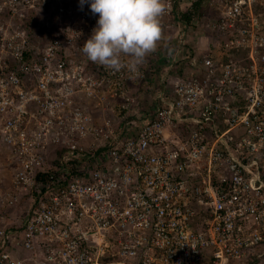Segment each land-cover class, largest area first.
<instances>
[{"label": "built area", "instance_id": "2783aa9c", "mask_svg": "<svg viewBox=\"0 0 264 264\" xmlns=\"http://www.w3.org/2000/svg\"><path fill=\"white\" fill-rule=\"evenodd\" d=\"M194 1L116 71L87 4L0 0V264H264V0Z\"/></svg>", "mask_w": 264, "mask_h": 264}, {"label": "clouds", "instance_id": "9594fccd", "mask_svg": "<svg viewBox=\"0 0 264 264\" xmlns=\"http://www.w3.org/2000/svg\"><path fill=\"white\" fill-rule=\"evenodd\" d=\"M80 4H87L96 16L82 47L92 62L116 71L136 70L162 38L165 0H80ZM124 57L129 58L127 63Z\"/></svg>", "mask_w": 264, "mask_h": 264}, {"label": "rangeland", "instance_id": "374dc122", "mask_svg": "<svg viewBox=\"0 0 264 264\" xmlns=\"http://www.w3.org/2000/svg\"><path fill=\"white\" fill-rule=\"evenodd\" d=\"M206 14H211L213 12V10L211 8H205L204 9ZM173 37V35H172ZM172 43V42H171ZM171 43L169 45H167L168 47L171 46ZM8 154L6 152L5 149H3L2 147H0V189L6 188L7 184H8V177L9 174H5V172H3V168L6 166V160H7ZM8 175V177H7Z\"/></svg>", "mask_w": 264, "mask_h": 264}, {"label": "trees", "instance_id": "16d2710c", "mask_svg": "<svg viewBox=\"0 0 264 264\" xmlns=\"http://www.w3.org/2000/svg\"><path fill=\"white\" fill-rule=\"evenodd\" d=\"M202 12H203L202 0H195L193 2L192 10H190L188 13L182 14V18L188 20V22H191L194 16H197V18L199 19V17L202 15ZM153 85H155L153 89H158L161 86L160 84L157 83H154Z\"/></svg>", "mask_w": 264, "mask_h": 264}]
</instances>
